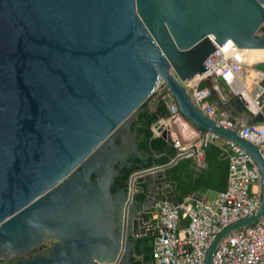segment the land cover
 <instances>
[{
    "label": "water",
    "instance_id": "water-1",
    "mask_svg": "<svg viewBox=\"0 0 264 264\" xmlns=\"http://www.w3.org/2000/svg\"><path fill=\"white\" fill-rule=\"evenodd\" d=\"M228 42L264 54V0H0V264L137 257L147 211L161 201L179 204L165 171L187 158L153 162L115 187L131 159H149L132 126L160 83L166 106L174 101L195 128L240 147L261 177L258 212L224 229L205 264L230 233L260 220L264 160L217 121L264 126V78L248 94L256 113L234 96L216 103L213 118L186 87ZM165 117L152 128L167 139Z\"/></svg>",
    "mask_w": 264,
    "mask_h": 264
},
{
    "label": "built area",
    "instance_id": "built-area-1",
    "mask_svg": "<svg viewBox=\"0 0 264 264\" xmlns=\"http://www.w3.org/2000/svg\"><path fill=\"white\" fill-rule=\"evenodd\" d=\"M251 63L246 53L232 42L220 47L205 61L209 67L206 73L186 84L193 104L213 118L212 88L201 89L199 85L204 81L220 80L232 86L244 67ZM161 86L160 83L157 91ZM168 107L173 116H181L175 104ZM217 123L235 129L226 121ZM237 131L258 148L264 160V126L246 125ZM220 140L211 133H204L197 141L185 144L172 139L177 155H187L197 164L204 162L208 145H219L228 157L227 187L210 199L194 200L191 197L176 207L161 201L147 211L140 238H153L151 264H205L213 241L224 229L258 212L262 197L259 169L240 147L224 140L220 144ZM212 264H264V216L224 238L214 252Z\"/></svg>",
    "mask_w": 264,
    "mask_h": 264
},
{
    "label": "trees",
    "instance_id": "trees-1",
    "mask_svg": "<svg viewBox=\"0 0 264 264\" xmlns=\"http://www.w3.org/2000/svg\"><path fill=\"white\" fill-rule=\"evenodd\" d=\"M264 70V66H260ZM210 87L209 81H204L199 88ZM164 86L160 91L153 94V98L158 99L154 109L151 108V102H145L142 108L145 112L140 114L139 121L132 126L138 133V146L143 156H149L148 160L131 159L135 163L132 166L121 170V174L115 179V187L124 186L129 176L139 170L141 167L148 168L153 162L160 166L170 164L176 157L177 151L173 148L171 138H163L162 135L155 136L152 131V125L156 123L161 116L167 114V109L163 97L167 94ZM200 130V129H199ZM202 131V130H200ZM204 132V131H202ZM224 151L217 144L208 145L205 149V160L202 164H197L191 157L179 160L173 167L165 171L170 182L176 185L175 196L179 203L184 199L191 198L200 188H213L218 192L225 191L228 177V159H221ZM142 198V197H139ZM186 224V222H183ZM152 237H143L138 241V246L142 249V260H131L130 264H150L152 252Z\"/></svg>",
    "mask_w": 264,
    "mask_h": 264
},
{
    "label": "crops",
    "instance_id": "crops-1",
    "mask_svg": "<svg viewBox=\"0 0 264 264\" xmlns=\"http://www.w3.org/2000/svg\"><path fill=\"white\" fill-rule=\"evenodd\" d=\"M255 55L256 54L254 53L246 54L247 58L251 56L248 59V61L252 63L247 64L246 67H244L242 73L237 77L236 81L234 82L232 86H228L220 80H215V81L210 82V87L212 88V93H213V96L211 99V105L214 107L215 111H216L215 105L217 102L224 103L232 99L234 96H241L242 101L249 105V109L252 110L254 113L257 112V109H255L254 103H252V101H250V99L248 98V94L251 91L252 87L255 86L258 81L264 78V75L258 72L262 70L260 69V66H264V54L262 52H259L258 55L260 57L255 56ZM159 91H156L154 94L156 93L158 94ZM155 99H156L155 97L154 98L152 97L151 99L152 109L155 108L152 106V102ZM172 104H175L174 101L172 102ZM166 109H167L168 114L165 115L166 117L164 116L165 118L160 122V126H162L164 131H167L169 133V138L178 139L182 143L185 144L188 141L194 142L203 137L205 132H202L199 129L195 128L193 125L187 122L182 116H173L170 113L168 106H166ZM232 110L233 112L237 114V111L235 109H232ZM229 112H230V109L229 110L227 109L226 114L227 113L229 114ZM246 125L247 123L243 118L238 119L236 120L235 129L239 130ZM152 131L155 136L161 135L160 132H157V130L153 128H152ZM220 144H222V142H220ZM222 156H221V159H222ZM183 159H186V158H183ZM224 159H228V157L226 156V158ZM216 192H218V190L213 189V188H200L191 197L195 198L196 200L210 199L214 196ZM174 194H175V190H174ZM140 250L142 249L139 248L137 250V254H136L137 257L132 258V259L139 261V262L142 260L143 256L141 253H139Z\"/></svg>",
    "mask_w": 264,
    "mask_h": 264
},
{
    "label": "flooded vegetation",
    "instance_id": "flooded-vegetation-1",
    "mask_svg": "<svg viewBox=\"0 0 264 264\" xmlns=\"http://www.w3.org/2000/svg\"><path fill=\"white\" fill-rule=\"evenodd\" d=\"M132 164H135V163H132V162L129 161V164H128L127 167L132 166ZM120 187H122V186H120ZM43 252H44V247L41 246V247H38L37 249H35L33 251V254H42ZM12 260L15 261V260H17V258H13Z\"/></svg>",
    "mask_w": 264,
    "mask_h": 264
},
{
    "label": "bare ground",
    "instance_id": "bare-ground-1",
    "mask_svg": "<svg viewBox=\"0 0 264 264\" xmlns=\"http://www.w3.org/2000/svg\"><path fill=\"white\" fill-rule=\"evenodd\" d=\"M259 52H254V54H256L255 56H259L258 55ZM251 57V56H250ZM250 57H248L247 59H249ZM260 57V56H259Z\"/></svg>",
    "mask_w": 264,
    "mask_h": 264
},
{
    "label": "rangeland",
    "instance_id": "rangeland-1",
    "mask_svg": "<svg viewBox=\"0 0 264 264\" xmlns=\"http://www.w3.org/2000/svg\"><path fill=\"white\" fill-rule=\"evenodd\" d=\"M158 89H159V87H158ZM158 89H156V91H157ZM156 91H155V92H156ZM151 99H152V98H151ZM220 142H222V140H220Z\"/></svg>",
    "mask_w": 264,
    "mask_h": 264
}]
</instances>
